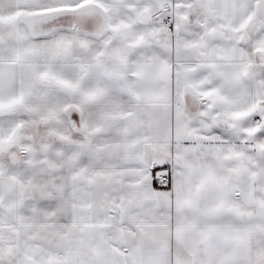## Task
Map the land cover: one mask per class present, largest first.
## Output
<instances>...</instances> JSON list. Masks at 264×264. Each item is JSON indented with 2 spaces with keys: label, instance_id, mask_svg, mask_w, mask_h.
Segmentation results:
<instances>
[{
  "label": "snow or ice",
  "instance_id": "1",
  "mask_svg": "<svg viewBox=\"0 0 264 264\" xmlns=\"http://www.w3.org/2000/svg\"><path fill=\"white\" fill-rule=\"evenodd\" d=\"M0 264H264V0H0Z\"/></svg>",
  "mask_w": 264,
  "mask_h": 264
},
{
  "label": "trees",
  "instance_id": "2",
  "mask_svg": "<svg viewBox=\"0 0 264 264\" xmlns=\"http://www.w3.org/2000/svg\"><path fill=\"white\" fill-rule=\"evenodd\" d=\"M157 187H159V185H157Z\"/></svg>",
  "mask_w": 264,
  "mask_h": 264
}]
</instances>
